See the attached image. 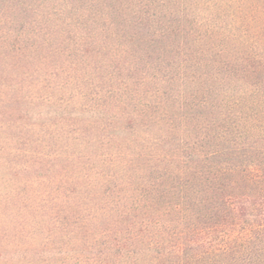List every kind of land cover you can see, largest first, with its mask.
<instances>
[{
  "label": "trees",
  "instance_id": "1",
  "mask_svg": "<svg viewBox=\"0 0 264 264\" xmlns=\"http://www.w3.org/2000/svg\"><path fill=\"white\" fill-rule=\"evenodd\" d=\"M0 168L24 264H264V0H9Z\"/></svg>",
  "mask_w": 264,
  "mask_h": 264
},
{
  "label": "rangeland",
  "instance_id": "2",
  "mask_svg": "<svg viewBox=\"0 0 264 264\" xmlns=\"http://www.w3.org/2000/svg\"><path fill=\"white\" fill-rule=\"evenodd\" d=\"M8 5L9 0H0V9L2 8V11L7 9ZM11 157L3 156V159L12 160ZM16 162L17 165L23 163L20 158H16ZM3 175L4 172H2V168H0V181L2 178L7 177ZM19 176L22 178H18V180L24 181L25 183V179L29 175L21 173L16 177ZM30 176L35 178L36 174L32 173ZM23 185L24 184H21L20 192L27 191L26 189L25 191L23 190ZM6 189L7 188L0 183V191H6ZM33 217L34 216H28L26 210L19 209L18 205L9 207L7 211L4 212L3 217H1L2 219L0 218V264H24V261H26L29 256L33 258L36 257L34 252L41 244V236L35 231L36 221Z\"/></svg>",
  "mask_w": 264,
  "mask_h": 264
}]
</instances>
